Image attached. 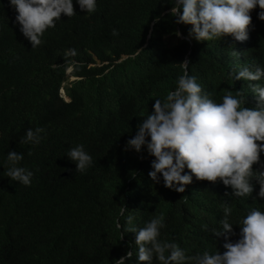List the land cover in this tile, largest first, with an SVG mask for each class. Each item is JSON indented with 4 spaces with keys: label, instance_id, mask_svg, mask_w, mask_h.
Returning a JSON list of instances; mask_svg holds the SVG:
<instances>
[{
    "label": "trees",
    "instance_id": "1",
    "mask_svg": "<svg viewBox=\"0 0 264 264\" xmlns=\"http://www.w3.org/2000/svg\"><path fill=\"white\" fill-rule=\"evenodd\" d=\"M73 7L75 14H62L33 48L10 0H0V264H115L128 251L133 256L125 264H146L128 230L156 217L164 225L158 240L175 243L186 257L222 254L226 242L240 238L242 220L252 210L264 212L259 183L252 181L250 196L237 197L222 181L193 175L180 193L165 187L162 175L152 181L155 158L146 145L140 152L126 145L155 98L175 90L185 60L201 95L222 103L231 94L241 107H258L252 85L264 87V77L235 75L244 67L264 70L261 9L250 13L249 38L241 42L197 41L163 0H96L91 13L77 0ZM68 68L76 79L68 80ZM37 128L39 143H21ZM78 145L92 157L82 172L67 156ZM13 150L23 154L16 166L33 174L30 185L6 176ZM253 169L264 171V151ZM182 174L191 173L185 166ZM225 207L232 209L234 233L227 240L212 233L222 230Z\"/></svg>",
    "mask_w": 264,
    "mask_h": 264
},
{
    "label": "clouds",
    "instance_id": "2",
    "mask_svg": "<svg viewBox=\"0 0 264 264\" xmlns=\"http://www.w3.org/2000/svg\"><path fill=\"white\" fill-rule=\"evenodd\" d=\"M77 2L87 13L96 10V0ZM163 2L172 4L170 14L178 16L176 23L192 26L189 36L197 41L227 36L236 41L247 40L252 24L250 13L257 6L261 9L258 17L264 21V0ZM10 4L18 13L16 21L20 31L33 48L41 44L40 37L48 28L55 27V21L62 14L67 17L75 14L73 0H10ZM113 34H116L115 30ZM188 63L183 61L185 72L177 78L175 90L163 100L155 98L153 110L137 125L138 131L127 141L126 150L134 148L140 152L146 145L148 154L155 158L150 178L159 183L162 175L164 186L177 192L184 193L185 186L192 182L194 175L201 181H222L237 197L250 196L254 189L252 181L255 180L260 185L258 195L264 198V171L254 172L253 169L264 151V87L252 85L257 108L241 107V99L231 94L224 95L222 103H215L207 95H201L202 89L196 78L188 76ZM262 77L264 70L257 68L253 72L244 67L235 75V80L259 81ZM42 131L41 128L27 130L21 143H39ZM67 156L75 162L76 171L82 172L92 163V157L82 145L71 149ZM7 159L11 167L6 176L11 181L30 185L32 172L16 166L23 159V154L13 150ZM185 166L191 174H182ZM124 211L121 209V215ZM231 213V208L223 209L222 230H213L215 237L224 235L227 240L230 234H234L233 224L228 220ZM132 219L128 216L127 222L131 224ZM162 220V217H156L139 230H128L136 233L139 261L152 264L155 257L159 264H184L188 260H194L195 264H264V212L260 210H252L242 220L240 238L234 243L226 242V251L222 254L204 253L195 257H186L175 243L158 240L160 228L164 226ZM132 256L133 251H128L115 264H125V260Z\"/></svg>",
    "mask_w": 264,
    "mask_h": 264
},
{
    "label": "rangeland",
    "instance_id": "3",
    "mask_svg": "<svg viewBox=\"0 0 264 264\" xmlns=\"http://www.w3.org/2000/svg\"><path fill=\"white\" fill-rule=\"evenodd\" d=\"M178 37L182 38L181 35H179ZM69 71H70V68L67 69V76H68V80L71 81V80H73V77L69 75ZM63 84H65V83H63ZM62 89L63 88L59 89V92H60L61 96L66 100L67 98L65 97Z\"/></svg>",
    "mask_w": 264,
    "mask_h": 264
},
{
    "label": "water",
    "instance_id": "4",
    "mask_svg": "<svg viewBox=\"0 0 264 264\" xmlns=\"http://www.w3.org/2000/svg\"><path fill=\"white\" fill-rule=\"evenodd\" d=\"M180 35H181V33H180ZM181 37H182V35H181Z\"/></svg>",
    "mask_w": 264,
    "mask_h": 264
}]
</instances>
